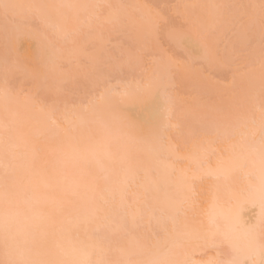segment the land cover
I'll use <instances>...</instances> for the list:
<instances>
[{
  "label": "bare ground",
  "instance_id": "1",
  "mask_svg": "<svg viewBox=\"0 0 264 264\" xmlns=\"http://www.w3.org/2000/svg\"><path fill=\"white\" fill-rule=\"evenodd\" d=\"M205 1L198 0L197 3L193 1V4H196H189V9L192 8L194 14L188 10L189 16H185L192 19V25L196 22L194 26L204 24L202 30L197 27L199 31H195L196 35L192 34L195 37L200 34L198 37L201 38V35L213 31L214 26H217L218 28L215 30H218L225 23L220 21V14L216 12L215 8L213 9V6L217 8V5H212L210 0V4H208V0ZM0 3L1 6L3 5V9H6L5 12L10 13L6 14L9 17L8 19L5 18V24L2 23L6 15L4 12L2 13L3 9L0 7V16L3 17L0 24V31H2V33L0 32V41L2 39L4 42L0 47H13L11 46L13 34L10 33H14L19 39H23L22 36L19 37V34L24 35L26 32L21 28V23H28L26 25L28 27L33 24L28 22L29 17L27 20L22 19L30 14L39 17L37 19L36 16H32L37 19L35 22L39 24L43 21L50 28V31L48 28L44 30L43 26L41 27L42 23L36 24L34 31H31L30 27H26L29 32L26 33L28 37L25 35L24 37L29 39L28 51L31 53L30 58L34 65H40L43 55L45 58L48 56L49 61L54 60L53 63H49L48 67L53 72H50L44 80L48 79L53 83L57 81L56 86L48 82L50 86L57 87V89L64 87V82L61 83V81L66 78L64 77L65 73L67 74L66 71L64 72L63 61H67L71 68L75 62H78L76 60L80 50L79 47L77 48L78 45L75 47V44L71 45L68 42L60 43V38L70 39L71 36L68 34L70 32L74 34L76 29L79 30L82 27H84L83 30H94V33L97 30V26H94L97 22L94 18V9L99 4L108 6L107 22L118 21V17L112 16L114 0H0ZM206 5L211 6V10ZM128 11L123 8L119 12V17L122 15L129 16L133 12ZM251 14L254 15L255 13L252 12ZM212 15L217 16L218 22H221L220 25L213 19L215 16ZM7 22L8 24H6ZM138 22L140 28L145 24V28L150 26L146 18H141V15ZM212 27L213 30H211ZM140 28L132 29L130 34L131 42L136 45L139 43L137 35L141 39L140 36L144 31ZM21 29L24 34L19 32ZM6 30L9 33H6ZM40 31H47L49 34L42 32L43 36ZM172 37L174 36L172 35ZM172 37L169 35L170 39ZM198 37L189 38L190 47L194 51L200 49L203 43ZM13 39L15 38L13 37ZM54 39L58 41L60 46L63 43V46L60 47L56 44L57 41L55 42ZM7 43L8 45H6ZM56 48L58 49L57 52L54 50ZM7 49H3V51ZM53 51L55 52L53 53ZM4 54L8 55L10 52ZM12 56L14 57L13 54ZM153 56L160 60H155L153 57L158 62L153 61L154 64L152 63L153 73H163V71L165 73L167 68L162 65L163 57L160 59L159 55L154 54ZM70 57L76 59L72 61L69 60ZM14 58L12 60L17 64ZM89 58L91 59L90 65L92 61L93 65V58ZM3 61H5L3 65L0 64V75L4 73L8 76L9 72H14V69L8 67L3 69L7 65L5 64L7 63L6 60ZM57 61H60L59 64ZM56 63L60 66L57 68L60 69L62 66L60 70L64 73L60 70L56 72ZM225 64L227 63L225 62ZM161 66L163 70H160ZM53 68L56 69L53 70ZM72 70L74 71L71 69L69 72V76L73 78L70 83L73 86L75 83L76 85L73 87L70 84V86L73 92L76 90L79 94L84 88L80 91L81 89L79 90L77 86L80 82L82 85L83 82L82 80L80 82L79 80L78 82L75 81L74 78L78 71L75 69L74 74ZM157 70L159 71L157 72ZM112 72L114 73L113 70H111ZM57 74L60 80L54 78ZM87 74L88 72H85L83 75ZM2 77L0 76V82L4 87L6 85L11 87V89L8 87L7 89L8 91L11 90L12 95L0 83V256L2 253L0 264H139L142 259H149L154 254L155 248H160V255L153 262L149 261L146 264H264V239H261L264 238L262 237L264 236V229L262 228L264 227V114L262 115L263 118L260 117V121H256L258 120L256 118H252L253 121L248 118H246L248 120H241L242 117L239 116L240 122L238 120L236 123L226 122V127L222 123L214 125L210 131L204 132L203 136L207 137L206 141L200 143L199 146L196 145L198 147L192 148L195 149L193 151L187 147L191 139H185L188 133H183V136L180 122H175L177 117L175 118L173 110H171L172 104L169 102L171 100L169 96L168 102L170 104L166 107V111L165 105L162 104H155L149 108L146 103L127 101L118 108L116 105L119 103L117 100L119 97L117 96L118 98L113 103L110 100V95L108 97L105 95L103 100L87 107V110V108H83L81 103L83 100L78 99L77 103L69 105L70 110L71 107H77V104L80 103L79 105L84 111L91 113L106 111L107 107L110 108L114 104L112 107H117L116 112L119 109L120 112L126 113L128 110L141 112L139 116L134 114L136 118L133 115L134 112H128L131 114V119L127 117L129 116L127 113L126 117L123 118L122 116L123 120L116 113L117 116H115L121 119V123L119 122L120 119L116 120L119 128L113 133L109 129L115 125L109 124L114 120L110 121L111 118L108 115L106 119L108 118L109 121L103 120L102 124L106 126L108 124L109 129L98 130L97 127L95 131H92L94 120L87 113L89 119L91 117V120H87V122L93 121L91 125L86 121L85 123L89 127L92 126V128L90 127L92 132L86 131L84 133L83 127L80 128V126H84L85 123L82 124L80 117L76 119L72 116L71 118L67 117V114L65 117L61 115L60 119L62 121L64 119V123H62L67 125L66 128L56 121L55 106L51 108L54 109L53 112L51 109V111H46V108L50 107L44 105L45 103L43 104L45 109L41 106L38 102L39 99H36L35 96L38 93L48 94V91L45 93L46 84L38 83L39 86L42 85V88L36 85L40 90L43 89L40 92L39 89L35 92L32 90L35 98L33 99L37 100L35 105L39 104L45 111L38 110L39 106L36 105L33 107L34 111L37 108L36 115L32 109L33 115L30 114L31 110H29V106L32 105L31 101L28 102L25 99L27 96H23V100L21 99L22 96H19L22 101H18V97L16 98L18 93L21 95L22 89L20 90V87L23 88L25 83L30 84L33 78L29 75V81L25 80L22 83L23 81H20L22 78L14 81L15 73L11 81L4 75ZM27 78L25 77V79ZM117 81L123 82L120 79ZM89 82L85 84L89 86L90 94L91 89H95L97 85L92 84L90 80ZM15 88L20 92H13L16 90ZM86 91L85 89L83 91L84 103L90 99L88 91L87 93ZM151 91L153 90L151 89ZM13 93H17V95H13ZM32 93L30 91L25 94L28 95V100L32 99V96L29 95ZM86 96L88 100L85 99ZM63 107L64 110L61 112L64 113L65 105ZM78 108L79 106L76 110ZM38 111L43 120H41L40 115L38 117ZM84 111L82 109L77 110V112L82 113ZM22 112H27V114H21ZM30 115H33V118L34 116L37 117L32 119ZM96 115L100 117L102 113L100 116ZM46 116H48L47 120ZM171 116L173 123L170 119ZM49 117H52L53 120ZM163 119L165 126L160 124L163 123ZM46 121H54V124L58 122L59 124H57L63 128L50 122L47 123L51 126L43 127L41 123L46 125ZM99 122L101 123V117ZM102 124L100 125L103 126ZM133 124L147 130V134L137 135L135 133L137 136H134ZM168 125H172V127L168 128ZM54 126L62 129L63 136L61 138L64 137V139L59 140L60 137L57 136L58 140L53 141L56 139L53 135L55 139L43 137L42 143L40 140L44 133L42 128L47 129V127ZM176 127L180 130L177 129V141L174 143L178 144L179 140H184V142L175 145L170 141L169 145L158 147L161 137L159 129L163 132L167 128L169 131L173 128L172 130L175 132ZM63 129L66 131L65 135ZM61 131L59 132L61 133ZM215 133H218L217 138L216 136L211 139L208 137ZM168 135L171 134L167 133L163 139L168 138ZM43 136H47L46 132ZM35 139L39 140L41 144L38 145V141ZM183 144L187 148L183 147ZM178 148L182 150L180 152L175 151ZM193 181L195 184H192ZM189 183L196 187L193 186L192 192L187 190ZM193 194L197 195V199ZM192 195L197 202L192 200ZM189 205L195 206L192 208L193 210ZM192 213L196 217L194 220L191 217ZM188 215L190 216L188 217ZM189 218L194 222L188 220ZM136 226L138 229L140 226L141 231L146 229L151 233L152 231L149 229L152 230L153 227L156 233H150L149 236L148 231L145 233L142 231L146 235L141 233L142 236H139L137 230L134 231ZM153 234L156 235L155 238ZM114 235H119L121 247L116 246V251H113L109 245L102 246L108 242V244L113 243L112 236ZM131 236L135 237L133 238L135 241ZM100 237L104 238V243L100 241ZM146 242H148L147 245ZM128 244L134 245L129 247ZM122 247L126 251H130V248L133 249V247L138 248V250L136 249L138 253H135L134 249L133 254L135 256L123 257L121 254ZM205 249H209L208 252L214 251L213 255L211 254L212 251L208 253L209 257L206 260H203V256L202 261L196 260V255H192L201 253L199 255L201 256L203 254L201 251L204 252ZM108 250L110 251L108 252Z\"/></svg>",
  "mask_w": 264,
  "mask_h": 264
},
{
  "label": "rangeland",
  "instance_id": "2",
  "mask_svg": "<svg viewBox=\"0 0 264 264\" xmlns=\"http://www.w3.org/2000/svg\"><path fill=\"white\" fill-rule=\"evenodd\" d=\"M36 1H38V0H36ZM193 1L194 2L196 1V3H197L198 0H114V7L112 8L113 9L112 16L118 17V21H115L114 23H110V22L106 21L107 9H108L107 7L108 6L106 7V4H101V5L99 4L97 6V8L95 7V9H94L95 10L94 11L95 17L94 16L93 17L97 21V22H95V21L94 22L96 24L98 23L97 25L96 24L94 25L95 27L97 26L96 27L97 30L94 33H93L94 30L93 31L85 30V29L83 30L84 27H82L79 30L76 29L74 34L72 32H70V34H68V35L71 36V38L70 39L67 38L68 41L66 40V38L65 39L63 37L60 38L61 39L60 43L61 42H68V44L71 43V45L75 44V47L78 45L77 48L79 47V49H80L79 51L77 49V51L79 53H78V57H77L78 59L76 61H78V62H75L71 68L68 66L67 61L66 62L63 61V63H62V64H64L63 66H65L64 72L65 71L67 72V74L65 73V76L63 75L64 77L67 78V80H66V78L63 79V82H64L63 83L64 87H62L63 88V94L58 93L57 87L54 88L53 86H50L48 84V82H49L51 84H54V86H56L57 81H56V83H53V81H51V80H50L51 82L48 79L44 80L47 76H49L50 72L51 73L53 72L52 70L50 71V69H48V67H49V63L50 62L53 63L54 60L52 59V61H49L48 56L45 58L43 55L44 60H43V58L42 59L40 58L41 59L40 65H34L32 62V59L30 58L31 53L28 51V45H29L28 40L29 39L24 37V35L26 36V33L29 32V30H27V29L30 27L31 31H34L36 24L39 25L40 23H42L41 27L43 26L44 30L47 28H48V30L50 29L46 25V23H44L41 20H38L39 22L41 21L39 24L37 22H35L36 18H34V17L36 15L34 16V14H30L28 16H25V18H23L22 20H27V17H29L28 22L30 21L33 25H29V27H28V26H26L28 23L22 24L23 23L22 22L21 28L26 33L24 34L22 29H21L22 32L20 30H19V32L23 33L24 35H22V34L20 35L18 32L19 37L22 36L23 39L22 38L19 39L16 35H14V33H10L11 35L13 34L12 35L13 43L9 39V41L12 44L11 46H13V47L8 48V47H10V46H8L7 47L8 49L5 46H4L5 48L3 46H2L3 48L0 47V64L3 65V63L5 62L3 60H6V62H7V63H5L7 65H5L3 69H5L6 67L14 69L13 73H12L11 69H9L11 72H9L8 76H7V74H4V73H2L0 76L2 77L4 75L8 80L11 81L12 77H14V73H15L14 81L16 82V80L17 81L19 80L18 78H20V79L22 78V80H20V81H23L22 83H24L25 80L29 81V77H28L29 75H30V77L33 78L30 84L25 83L24 86L22 85L23 88L20 87V90L22 89L21 92H20V90L18 91V89H16V88H15L16 90H14V91L12 90L13 92H17V91L20 92L21 95H19V93L17 92L18 96H16V98L18 97V101H20L21 99L23 100V96L24 97L27 96V98H25L26 101H28V102L31 101V104H32L31 105L29 103L32 106V107L29 106V110L32 111L33 107H35L36 105L39 106L38 110H43V111L45 109L44 105L50 107L48 109L46 108V111L50 110L52 108V106H55V108H56L55 116H56L57 120L55 118H54V120L58 121L60 124H62L66 128H67V125L63 124L64 119H63V121L60 119L61 115L65 117V115L67 114V117L71 118V116H72L76 119L78 117H80V120H81L83 125H84L85 121L87 122V120H91V117H92V119L94 121L92 120L93 122L92 121L89 122L90 125L92 123H94V124H92L93 128H92V126H90L92 128V131H95L97 127H98V130L103 129V128L107 129L108 124L106 126V125L102 124V121L108 120V118L106 119V117L108 115L111 118L110 121L111 120L115 121V122L112 121L111 124H109V125L114 124L115 127H112V129L108 128L110 131L112 130L111 131L112 133L115 132L117 128H119V127H117L118 123L116 122V120H119L120 118H116V116H117L116 113L118 115H120L121 118H122V116L124 118L127 116L128 112L129 113L134 112V111L131 112V110L130 111L128 110L127 113L126 112H120V109L116 112V108L117 107L119 108L120 105L125 103V101H122L120 98H119L120 100L117 99L118 97L115 95H110V100H112L113 103L115 102L116 99L120 103V104L117 103V105H116L117 107L116 106L112 107L115 105L114 104V105H111L110 108L107 107L106 111H97V112L91 113V112L84 111V109H83L84 107L83 108L80 107L81 105H79L80 104L79 103L77 105L79 106L80 109L78 108L77 110L80 111L82 109L85 112V114H83L84 112L83 113L77 112L76 108L78 106L77 107L73 106L74 108L71 107L72 108L71 110L69 107L67 109L65 108V112H64L65 114H64L61 111L64 110L63 106L65 105V101H69L70 102L69 105L70 104L72 105V103H77L78 99H81L80 101H82V100L85 101L84 96H83L84 89L88 91L89 98H92V97L100 96L102 93H105V90H108V89L119 90V88H121L122 84L123 85L125 83H127V84L133 83L134 84L137 82L142 83L145 80L152 78V79L156 80V83L154 84V86L152 88L153 91H150V93L146 97H144V100L147 101L149 98L154 96L155 100L157 101V103H156L157 105L158 104L165 105V111H166V107L170 103L172 104L171 110H173V114H174L175 118L177 117L176 118L177 120H175V119L174 120H175V122L176 121L180 122L182 134L185 132L188 133V136H185V139H187V138H189V139L191 138V139H190V143L187 147L189 148V150H193L192 148L198 147L200 143H203L204 141H206L207 137L203 136V134L205 131H210L214 127V125H219L220 123H222V124H225L224 127H226V122H229V123L235 122L236 123V120H238V122H240L239 116L242 117L241 120H248V119L251 120L252 118H256V119H258L256 121H260V117L263 118L262 115L264 114V1L263 0H210L212 5H214V4L217 5V8H216V6L215 7L213 6V9L215 8L216 12L220 14V15L218 14L220 21L225 22L227 25L224 23V25L221 28L219 27L218 30H215V28H218V27L214 26V30H213V27L211 29L213 31H209L208 33H205L204 35H201V38L198 37V36H200V34H199L197 37L199 39H201L203 43L201 42L202 43L201 48L197 49L196 51H194L190 47L189 38H191V37L197 38V37L193 36L192 34L196 35L195 31H199V29L202 30L204 27V24H198L197 26H194L196 24V22L192 25V23H193L192 19H190V17L189 18L185 17L188 15V10H191V12H192V8L190 7L191 9H189V6H190L189 4H192V5L196 4V3L193 4ZM210 1L208 0V4H210ZM201 3H202V1H201ZM89 5H90V2H89ZM206 6H207V8H210V10H211V6L210 7H208V5H206ZM0 7H2L1 9H3V5L2 6L0 5ZM123 8H126L129 11L130 10L133 11V12H131L132 14L129 16H127V15L123 16L122 15L119 17V15H120L119 12ZM3 10H2V13L4 12L5 15L9 13V12H5V10H6L5 8ZM252 12L255 14L252 15L251 14ZM214 14H215V11H214ZM140 15H141V18L144 17L149 22L150 26L149 25L148 26L150 27V29H149V27L145 28L146 24L143 26L145 29L143 27L140 28V24L138 26L137 22L140 20ZM216 15H214L216 18L213 15L212 16L214 17L213 19H215L218 22V20H217L218 18ZM32 16H34V17H32ZM207 16H209V15L207 14ZM8 17L9 16L6 15V17H4V20L2 22L3 17L0 16V24H1V22L5 24V21H6L5 18L8 19ZM10 18H9V20H10ZM37 19H39V17H37ZM201 22L203 23V21H200V23ZM221 22H218V24L220 25ZM6 24H8V22ZM16 24H18V23L16 22ZM9 26H10V24H9ZM26 27H28V28L26 29ZM17 28H19V27L17 26ZM86 28L88 29L87 26H86ZM134 28H137V29L140 28V30H144L142 32L143 34H141L142 36H140V37H142L141 39L137 35V38L139 39L138 45L134 44V42L133 43L131 42L130 34L134 30ZM91 30H92V28H91ZM208 30L209 29L207 28V31ZM72 31L74 32V30H72ZM0 32L2 33V31H0ZM7 32L9 33V31L6 30V33ZM42 32L43 31H40L41 34H42ZM44 32L48 33L47 31H44ZM15 33L17 34V32H15ZM190 34L192 35L191 37L189 36ZM9 35H7V36H9ZM169 35L171 37L173 35L174 37H172V39H170ZM29 36H30V34H29ZM69 36H67V37H69ZM92 36H93V38H92ZM13 37L15 39H13ZM26 37H28V36H26ZM133 37L135 38V36H133ZM10 38H11V36H10ZM56 39H58V38H56ZM54 41H55V39H54ZM137 42H138V40H137ZM2 44H4V42L1 39L0 46ZM56 44H58V41ZM6 45H8V43ZM51 45H52V43H51ZM58 45L60 46V44H58ZM64 45H66V44H64ZM62 46H63V43L60 47H62ZM57 48L54 50L58 51ZM3 49H7V50L3 51ZM42 49H43V46H42ZM8 51L10 52V54H8V55L4 54V53H7ZM55 51H53V53ZM45 52H46V50H45ZM12 54L14 55L15 58L12 56ZM47 54H48V52H47ZM154 54H156L157 56L159 55L160 59L162 57L164 58V59L162 58V60L164 62V63L162 62V65H163V67L167 68V71L165 73H164V71H163V73H160V72L157 74L153 73L152 63L154 64L153 61H155L158 58V57L156 58L155 56H153ZM12 57L14 59H16L17 64L14 63L15 61L12 60L13 59ZM89 57L93 58L92 59V60H94L93 65H92L93 61L90 65L91 59ZM129 57H133L135 59H133L131 62H129ZM153 57L155 58V60L153 59ZM52 58H53V55H52ZM70 58H69V60H72V61L74 59H76V58H74V59H72V58L70 59ZM224 58H227V59L224 60ZM58 60H60V59H58ZM69 60H68V62H69ZM157 60L160 61L159 59H157ZM55 62H56V60H55ZM57 62L59 64L60 61H57ZM225 62L227 64H225ZM155 63H158V62L155 61ZM58 64L56 65V68H57V66H59ZM163 67L161 66L160 70H163ZM56 68H53V70ZM61 68H62V66H61ZM178 68H179V71L177 70ZM60 69L57 68L56 72ZM71 69H74V71L72 70L73 73L76 72L75 69L78 71V74L74 78V79H76L75 81L78 82V80H79V82H80V80H82V82H83L82 85L80 84L81 83L80 82L79 85L77 86V88L79 90L81 89L80 91H82V89L84 88L81 93L79 92V94H77L76 90H75V92H73V89L71 87V86H73L70 83L73 80V78L71 76H69V72H71ZM120 69H121V71H119ZM111 70H113L114 73L113 72L111 73ZM60 71H62V70H60ZM158 71L159 70H157V72ZM64 72L62 71V73H64ZM85 72H88V74L83 75V74H85ZM168 72H171L173 74V83L171 85L168 84V82H167V73ZM0 73H1V69H0ZM7 73H8V70H7ZM81 73H83V74H81ZM25 77L26 78L28 77L27 78L28 80L25 79ZM58 77H59V75L57 74L56 77H54V78L59 79ZM2 78H4V77H2ZM60 78H62V77L60 76ZM87 78L90 81H92V84L97 85L95 89H91L90 94H89V92H90L89 86L87 84H85V83L89 82V80L87 81ZM7 79H5V80L7 81ZM118 79L122 80L123 82L120 83L119 81H117ZM34 81H35V84H33ZM38 83H41L44 85L46 84L45 85V87H46L45 93L48 91V94L46 93L43 95V94L38 93V94H36V96L34 95L36 99H39L38 102L41 104V106L44 109H42V107L39 104L35 105V103H37V100L36 101L34 100L35 98L33 97V93H32V90L35 92V90L42 88V85L40 84L41 86H39ZM73 83H75V82H73ZM70 84H71V86H70ZM1 85H2V83H1ZM75 85H76V83H75ZM10 86H11V84H10ZM2 87H4V85H2ZM7 87L8 86L6 85L4 88L7 90V92L11 93V90L8 91ZM9 89H11V87ZM42 90L39 89L38 91L40 92ZM30 91L32 94H29V95L32 96L31 97L32 99L34 98L33 100L31 98H30L31 100H28V98H29L28 95H25ZM87 91H86V93H87ZM17 93H13V95H17ZM36 93H37V91H36ZM11 95H12V93H11ZM19 96H22V98L20 99ZM106 96L108 97L109 95H106ZM168 96H169V98L176 97L177 102L173 103L170 100L169 101L170 103H169L168 102ZM82 97H83V99H82ZM86 98H87V96L85 97V99ZM86 100H88V99H86ZM33 101H35V102H33ZM141 103L144 104L145 102L141 101ZM22 104H20V105H22ZM10 107H11V105H10ZM108 108H109V111H107ZM36 109H35V111H36ZM87 110H88V108H87ZM31 111H30V114H33L34 109H33L32 113H31ZM35 111H34V114H35ZM75 111L77 112V114ZM51 112H53V110ZM23 113L27 114V112H22L21 114H23ZM87 113L89 114V116H91L90 119H89ZM101 113H102V115H101ZM140 113L134 112L133 115L135 114L136 116L137 115L139 116ZM96 114H98L99 116L101 115L100 116L101 117V123L99 122L100 117H97ZM169 114H172V113L169 112ZM33 115H30V116H32V119L37 117V116H34V118H33ZM39 115L41 116V113H39V111H38V117H39ZM53 115H52V117H55ZM130 115L131 114H129V116H127V117H129V119H131ZM237 115H238V118H237ZM48 116H46V120H47ZM136 116H135V118H136ZM163 116H165V115H163ZM166 116H167V114H166ZM43 117H45V116L43 115ZM52 117L51 118L49 117V118L51 120H53ZM85 118H86V120H85ZM123 118H122V120H123ZM246 118H248V119H246ZM50 119H48V120H50ZM164 119H163V123L161 122L162 121V119H161V121H160L161 125L162 124L164 125ZM170 119L172 122L173 121L172 116ZM170 119H169V121H170ZM41 120H43L42 116H41ZM41 120H40V122H42ZM132 120H134V119H132ZM253 120L254 119H252V121ZM73 121H74V119H73ZM108 121H105V122H108ZM120 121H121V119L119 120V122ZM126 121H127V119H126ZM169 121H168V123H170ZM47 122L49 123L50 121H46V125H44V123H41V125L43 127L49 126L50 124H48ZM50 123L54 124V121H52ZM57 123H55V124H57ZM99 123L102 124L103 126H101ZM172 123H170V124H172ZM229 123H228V125H229ZM94 125H96V127H94ZM166 125H167V123H166ZM245 125H246V123H245ZM60 126L58 125V127H60ZM63 126H61V127L63 128ZM58 127L57 126L56 127L55 126L50 127V128L47 127L48 130L46 128H42V131H44V133L46 132V135H47V136H43L44 133L42 134V138L40 139V140H42V143L44 140L43 137L44 138H48V137L51 138L52 137L51 139H55L54 137H56V139L53 141H57L58 140L57 138L60 137L59 140L60 139L63 140L64 137L61 138L63 136L62 131H61L62 129H59ZM90 127L86 123L84 126H80V128L83 129L84 133L86 131L92 132V131H90ZM100 127H102V128H100ZM170 127H172V125H170L168 128H170ZM177 127H179V126H177ZM177 127L175 129V132L172 130L173 128L171 129V131H169L168 128H167V130H165L166 129V127H165V129H164L165 131H163V132H161V129H159L161 137H160V140L158 143V147L164 146V145H169V143H171V142L174 143V141L176 143V141H177L176 140L177 139L176 138V132L178 130H180ZM110 128H111V126H110ZM162 128H163V126H162ZM64 129H63V134L65 135L66 131H64ZM224 129H221V130L224 131ZM58 130L61 131V133ZM132 130L134 132V136L144 135V134H147V132H148L147 130L142 129L137 124L132 125ZM166 132L171 134V135L170 136L168 135V138L164 137L165 139H163V136L167 135ZM162 133H164V134H162ZM215 134H213V135L208 134V135H211L208 137L211 139V138H215V136H216V138H217L218 133H215ZM53 135H55V136L53 137ZM206 135H207V133H206ZM183 136H184V134H183ZM179 137H180V135H179ZM170 138L173 140H171ZM35 140H37V139H35ZM37 141H38V145H39V143L41 144V142L39 140H37ZM180 142L182 144L184 142V140L183 141L179 140L178 144H175V143L174 144L179 145ZM196 145H198V146H196ZM183 147H186V146L184 145ZM181 150L182 149L178 148V150H175V151L180 152ZM176 153L178 154V152H176ZM172 160H174V159H172ZM195 181H193L192 184H195ZM198 182H197V184H198ZM197 184H196V186H197ZM193 186H194V188H196L195 185H193ZM193 195H195V194H193ZM193 195L191 196V198L193 197ZM196 196L197 195H195L194 197L196 198ZM194 197L192 200L196 201L197 198L194 199ZM193 201H191V202L193 203ZM194 205H196V204H194ZM194 205H193V207H195ZM189 206L191 207V209L193 208L191 205H189ZM191 209H189V210L191 211ZM190 211H189V213H190ZM193 213L195 214L194 211H193ZM193 213L191 214V217H193V220H194L196 217L193 216ZM189 216L190 215H188V217ZM188 220H191V222H194V221H192L191 218H189ZM262 228L264 229V227H262ZM134 229H135L134 231L137 230V233L140 234V235L138 234L139 236H142L141 233L143 230L141 231L140 226H139V229H138V226H136ZM149 230L152 231V233H156L155 232L156 230H154L153 227H152V230L151 229H149ZM145 231L147 232L148 230L145 229ZM145 231H143V232L145 233ZM150 233L151 232H149V236H150ZM126 234H124V235H126ZM143 235L145 236L146 234H143ZM154 236L156 237L155 234H153V237ZM129 237H130V234H129ZM262 237H264V236H262ZM124 238H126V237H124ZM131 238L133 239L135 237L131 236ZM137 238H140V237H137ZM101 239H100V241L103 242L104 238L102 237ZM112 239H113V243L115 246L112 245L113 243L108 244L109 242L106 243V245L102 244V246L106 247L109 245L110 249H112L113 251H116V248L118 246L121 247V245L119 243V239H120L119 235L112 236ZM126 239H123V240H126ZM149 239H150V237H149ZM261 239H264V238H261ZM129 240H130V238H129ZM133 240L135 241V239H133ZM147 243L148 242H146V245H147ZM100 245H101V242H100ZM130 245L133 246L134 244L133 245L130 244ZM130 245H129V247H130ZM149 248H150V246H149ZM134 249H135V253H138V251H137L138 248H134V247H133V249L130 248V251L131 250L133 251V252H130L128 250L127 251L124 250L122 247L121 254L123 257L129 256V255L135 256V254H133ZM208 250L205 249L204 252L202 250L201 252L203 254L201 256H199L201 253L200 254L199 253L198 254H192V255H196V258L194 256V258L196 260L199 259L202 261V259H201L202 256H203V260H206L209 257L208 253H210L211 251H212V253H211L212 255L214 253L213 250H211L210 252H208ZM109 251L110 250H108V252ZM229 252H231V251H229ZM160 253H161L160 248H155L154 254L149 259H142L139 262V264H146L149 261L153 262L154 260L157 259L156 257H158V255H160ZM222 255H224V254H222ZM222 255H221V257H222ZM228 255H229V253H228ZM1 257H2V253H1L0 259H1ZM185 257H187V256H185ZM224 257H226V256H224ZM2 260H1V262H2ZM186 264H188V263H186Z\"/></svg>",
  "mask_w": 264,
  "mask_h": 264
},
{
  "label": "snow or ice",
  "instance_id": "3",
  "mask_svg": "<svg viewBox=\"0 0 264 264\" xmlns=\"http://www.w3.org/2000/svg\"><path fill=\"white\" fill-rule=\"evenodd\" d=\"M133 59L135 58L129 57V62H131ZM177 70L179 71V68ZM167 82L170 85L173 83V74L171 72L167 73ZM61 83H63V80L61 81ZM155 83L156 80L149 78L142 83L137 82L134 84L133 83L126 84L122 86L119 90H114V89L105 90V93H102L100 96L90 98L87 101V103L84 102L81 103L83 104L84 108H87L96 104L100 100H103L105 95H115L118 96L122 101H127L132 103L141 102V101L146 102V100H144V97H146L150 93ZM57 91L58 93L63 94L62 87L58 88ZM170 99L173 103L177 102L176 97H171ZM69 103H70L69 101H65L66 109L69 107ZM187 190L189 192L193 191V185L191 183L187 185Z\"/></svg>",
  "mask_w": 264,
  "mask_h": 264
},
{
  "label": "clouds",
  "instance_id": "4",
  "mask_svg": "<svg viewBox=\"0 0 264 264\" xmlns=\"http://www.w3.org/2000/svg\"><path fill=\"white\" fill-rule=\"evenodd\" d=\"M145 103L147 107L151 108L153 105L157 103V101L155 100V97L153 96L149 98Z\"/></svg>",
  "mask_w": 264,
  "mask_h": 264
}]
</instances>
